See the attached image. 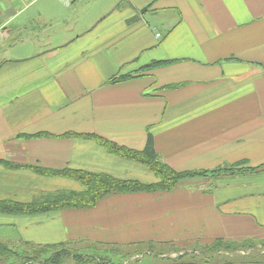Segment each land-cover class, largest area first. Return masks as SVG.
Instances as JSON below:
<instances>
[{
	"label": "crops",
	"instance_id": "obj_1",
	"mask_svg": "<svg viewBox=\"0 0 264 264\" xmlns=\"http://www.w3.org/2000/svg\"><path fill=\"white\" fill-rule=\"evenodd\" d=\"M91 135L133 151L150 143L178 173L247 172L109 194L91 209L0 214V242L263 240L264 0H0V201L84 192L49 175L63 170L157 181Z\"/></svg>",
	"mask_w": 264,
	"mask_h": 264
},
{
	"label": "trees",
	"instance_id": "obj_2",
	"mask_svg": "<svg viewBox=\"0 0 264 264\" xmlns=\"http://www.w3.org/2000/svg\"><path fill=\"white\" fill-rule=\"evenodd\" d=\"M160 65H162V63H156V66ZM126 79L127 78L116 77L110 79L108 83H120L124 82ZM87 137L96 142L98 146L105 149L108 153L146 167L155 175L157 181L153 184H143L137 181H122L114 179L107 175H95L82 171L63 170L60 172H49V175L60 176L81 183V185L85 188L84 192L74 195H42V197L37 200H33L30 203L0 201V214L36 215L65 209H91L94 208L100 200L109 196V194L168 193L176 189L178 187V184L182 181L194 178H207L208 175L212 177L215 175L214 173H219L221 171L214 170L178 173L173 171L171 168H169L159 160L158 155L154 152L150 143L142 151H133L97 136L91 135ZM239 166H241V164L232 167L234 168ZM259 168H249V170L255 172L259 170ZM34 172L38 174L40 173L39 170H34ZM257 242L259 243L260 241L257 239H246L241 241H225L216 239L207 244L208 246L206 245L205 247H203V250H201L199 254H194L200 257L199 262L197 261L198 259L196 260V258L194 259V257H191L189 260L190 262L180 260L179 264H209V262H207L210 258L209 255H211V257H214L221 254H233V252L237 250L246 251V249L253 251V245L257 244ZM67 246L68 244L66 243L45 245L41 247L25 245L26 249H37L35 251L37 256H48L49 254V257L46 259L45 264H60L63 259L68 258V253H57L58 249L65 248ZM19 249L21 248H15V250H13L11 247H8L6 244L0 242V264H13L10 263L11 258L15 260H21L22 264H28L29 261L26 256L20 257V255H23V251H20ZM25 253H27V251H25ZM187 254L188 253H183L179 256L183 258ZM204 254H207V256L209 257H206V255ZM73 261L74 264L82 263L80 257L77 256L74 257ZM239 262H242L240 264L259 263L254 260H240ZM94 264L99 263L94 262ZM220 264L234 263L232 261H226Z\"/></svg>",
	"mask_w": 264,
	"mask_h": 264
},
{
	"label": "rangeland",
	"instance_id": "obj_3",
	"mask_svg": "<svg viewBox=\"0 0 264 264\" xmlns=\"http://www.w3.org/2000/svg\"><path fill=\"white\" fill-rule=\"evenodd\" d=\"M90 0H86L89 2ZM110 154V153H109ZM118 157V156H117ZM120 158V157H119ZM222 167L217 168L215 170H221L219 173H214V176H207V179L210 180H221L223 178L232 177L234 175H241L247 170L243 166L239 167ZM230 169V170H227ZM214 171V170H212ZM186 181V180H185ZM184 181L178 184V186H182ZM260 242L253 245V251L247 250L246 251H235L233 254H221L217 256H210L209 264H220L226 261H232L234 264H240V260H247V261H257L264 263V239H257ZM68 244L67 247L58 249L57 253H68L69 257L63 259L60 264H74V257H80L82 263L80 264H94L97 262L99 264H179V261L190 262V258L194 257L199 262L200 257L194 254H199L202 248L206 245H200L199 243H188V247H179L173 243H164L158 244L154 243H145L137 246H130V247H118V246H97L95 248H88L81 243H66ZM185 246V245H183ZM208 246V245H207ZM18 247L20 251H23L20 257L26 256L28 259V264H45L46 259L48 256H37L33 249H26V247ZM86 247V248H84ZM15 250L14 247H12ZM97 249V250H96ZM27 251V253H25ZM183 253H188L183 258L179 255ZM21 254V253H18ZM207 256V254H204ZM179 256V257H178ZM247 256V257H246ZM182 258V259H181ZM94 261V262H93ZM10 263L13 264H22L21 260H15L13 258L10 259ZM245 263V262H244Z\"/></svg>",
	"mask_w": 264,
	"mask_h": 264
},
{
	"label": "built area",
	"instance_id": "obj_4",
	"mask_svg": "<svg viewBox=\"0 0 264 264\" xmlns=\"http://www.w3.org/2000/svg\"><path fill=\"white\" fill-rule=\"evenodd\" d=\"M156 37L159 38V35H157Z\"/></svg>",
	"mask_w": 264,
	"mask_h": 264
}]
</instances>
